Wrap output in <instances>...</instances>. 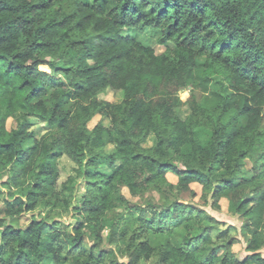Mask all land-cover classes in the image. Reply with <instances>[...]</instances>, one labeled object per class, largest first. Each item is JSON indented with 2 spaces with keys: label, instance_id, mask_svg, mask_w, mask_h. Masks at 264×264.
Listing matches in <instances>:
<instances>
[{
  "label": "trees",
  "instance_id": "16d2710c",
  "mask_svg": "<svg viewBox=\"0 0 264 264\" xmlns=\"http://www.w3.org/2000/svg\"><path fill=\"white\" fill-rule=\"evenodd\" d=\"M0 191V264H264V0H0Z\"/></svg>",
  "mask_w": 264,
  "mask_h": 264
},
{
  "label": "rangeland",
  "instance_id": "374dc122",
  "mask_svg": "<svg viewBox=\"0 0 264 264\" xmlns=\"http://www.w3.org/2000/svg\"><path fill=\"white\" fill-rule=\"evenodd\" d=\"M81 2L84 3H92L93 0H81ZM124 35H137L139 36V38L141 39V41L145 44V45H150L151 47L154 48L156 54H161L164 50H165V46L164 45H160L158 44V42L156 41L157 37H158V31L157 30H152V29H144L141 31H136V30H124L123 32ZM167 45H170V43H167ZM99 97L108 101H118L120 100V95L119 92H115L114 90L111 89H105L102 93L99 94ZM186 109L184 107L182 108H175L172 110V114L179 116L180 118H182L184 116V114L186 113ZM101 120V122L104 125H108V121L106 119H102L99 116H96L94 119L91 120V122L89 123V126L92 127L97 121ZM14 126V122L11 118H8L6 120V127L9 129L11 127ZM34 131L35 137L38 138L42 135V133H44L47 130V126L44 123V121L37 119V118H32V122H31V128ZM153 140L151 138L147 139L144 143L145 146H150L152 145ZM27 144L29 145L30 142H27ZM107 151H111L113 149L112 145L110 143H107L106 148ZM252 160L250 159H246L245 161V165H244V169L245 172L243 174L244 177H249L250 176V172L248 170H250L251 166H252ZM58 168H59V175H58V183L62 182L65 180V178L67 177L68 174H70L72 172V166L73 163L66 157V156H61L58 159ZM117 164V163H116ZM105 171H108L109 169L107 167L104 168ZM167 180L172 183L175 184L176 183V176L174 174L168 173L167 174ZM191 187L196 191L197 196L195 197V201H197L196 203L199 204V206H202L204 208H206L209 212H211L217 219L225 221L226 223H231L234 224L238 229L236 231V233L238 234V231H240L241 228V219L238 218V216H234L231 211L228 209V201L226 198H221L219 200V205H220V210H213L211 209L210 206H204L202 205L201 201H199L198 195H200L201 193V189L200 186L196 183L191 184ZM84 190V182L83 180L79 181V187L77 188V191L79 193H81ZM4 191V189L2 188V192ZM2 192L0 191V204L2 201ZM122 192L124 193V195L126 197H128L129 199L134 200L133 198L129 197L128 191L126 188L122 189ZM154 197L155 199H158V194L156 192H152L151 194L148 192L147 193V198L148 197ZM73 201V205H74V199H72ZM40 214L44 215L45 211L43 209L39 210ZM47 215L50 218H54L56 220H61L64 221L66 224L69 222H73V218H74V213L70 210H63V211H59V214H57L56 211H51L50 213L47 212ZM25 219H21V221H23ZM17 223V221L15 222ZM105 234L107 233L104 232ZM234 233V232H233ZM243 233V232H242ZM246 238L244 235H240V233L238 234V242L234 243L232 245V250L234 252H236L237 256L239 258L245 256L247 254V252L245 251V247H246ZM262 253L264 255V248L262 250ZM48 263H51L50 260H47Z\"/></svg>",
  "mask_w": 264,
  "mask_h": 264
}]
</instances>
